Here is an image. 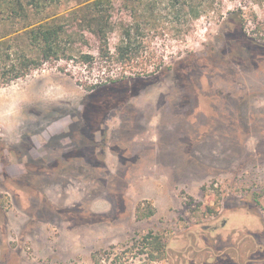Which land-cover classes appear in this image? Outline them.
I'll return each mask as SVG.
<instances>
[{
    "label": "rangeland",
    "instance_id": "obj_1",
    "mask_svg": "<svg viewBox=\"0 0 264 264\" xmlns=\"http://www.w3.org/2000/svg\"><path fill=\"white\" fill-rule=\"evenodd\" d=\"M142 2L139 61H104L88 34L10 82L8 53L39 56L0 14V264H264V0L197 22Z\"/></svg>",
    "mask_w": 264,
    "mask_h": 264
},
{
    "label": "trees",
    "instance_id": "obj_2",
    "mask_svg": "<svg viewBox=\"0 0 264 264\" xmlns=\"http://www.w3.org/2000/svg\"><path fill=\"white\" fill-rule=\"evenodd\" d=\"M72 0H0V14L2 19L10 21H24L25 39L38 57L25 53H18L17 57L7 54L10 64H6L3 75L9 74L7 81H15L26 77L33 71L41 68L46 63L60 59H77L74 56V45L77 41L86 40L87 35L95 37L98 44L100 58L104 61L115 62L130 66L139 61L145 51L141 39L142 26L140 11L143 0H120L124 9L128 8L129 2L136 5L132 9L131 17L135 18L132 24H123L121 40L112 53L110 49V35L115 28L114 10L117 0H89L75 4L70 7ZM169 5L179 19L187 10V16L193 21H199L207 12L208 8L216 0H169ZM153 5H151V9ZM144 10V8H142ZM67 12V13H65ZM71 18V19H70ZM34 19V21H33ZM61 22L60 20H63ZM80 62L84 65H91L95 62V56L83 51L78 52ZM113 81V80H112ZM90 87L89 91H93ZM139 217L146 218L153 215L150 211L147 215L141 214L138 208ZM151 238V241H149ZM156 245L155 250L161 251L163 244L159 236H147L143 245ZM148 255L153 263L160 264V258L154 256V252Z\"/></svg>",
    "mask_w": 264,
    "mask_h": 264
}]
</instances>
